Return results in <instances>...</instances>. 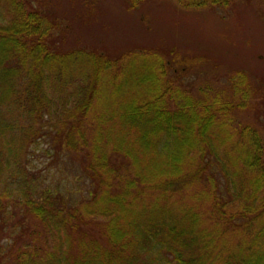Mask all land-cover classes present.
I'll return each instance as SVG.
<instances>
[{"label": "trees", "instance_id": "trees-1", "mask_svg": "<svg viewBox=\"0 0 264 264\" xmlns=\"http://www.w3.org/2000/svg\"><path fill=\"white\" fill-rule=\"evenodd\" d=\"M60 34L0 0V264H264V136L241 117L264 89L186 86L172 53Z\"/></svg>", "mask_w": 264, "mask_h": 264}, {"label": "rangeland", "instance_id": "rangeland-1", "mask_svg": "<svg viewBox=\"0 0 264 264\" xmlns=\"http://www.w3.org/2000/svg\"><path fill=\"white\" fill-rule=\"evenodd\" d=\"M28 1L61 25L65 49L84 48L113 59L124 55L126 61L131 52L158 50L185 62L186 86L228 88L229 77L243 72L264 89V12L258 0L194 10L173 0H143L136 8L130 0ZM262 99L241 117L264 136ZM44 162L38 160L39 169Z\"/></svg>", "mask_w": 264, "mask_h": 264}]
</instances>
